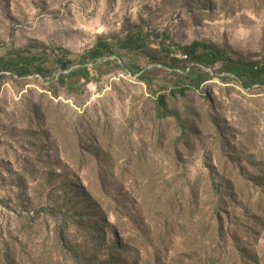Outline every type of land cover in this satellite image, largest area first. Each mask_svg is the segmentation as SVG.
I'll return each mask as SVG.
<instances>
[{
	"label": "rangeland",
	"instance_id": "obj_1",
	"mask_svg": "<svg viewBox=\"0 0 264 264\" xmlns=\"http://www.w3.org/2000/svg\"><path fill=\"white\" fill-rule=\"evenodd\" d=\"M136 28L59 84L61 50ZM194 42L218 60L181 95ZM25 50L48 72L0 81V264H264V84L224 70L264 60V0H0V56Z\"/></svg>",
	"mask_w": 264,
	"mask_h": 264
},
{
	"label": "trees",
	"instance_id": "obj_2",
	"mask_svg": "<svg viewBox=\"0 0 264 264\" xmlns=\"http://www.w3.org/2000/svg\"><path fill=\"white\" fill-rule=\"evenodd\" d=\"M150 37L151 33H144L141 28H136L128 32L124 37L113 40L114 45L106 39H99L90 50L79 57L77 66L66 58L68 52L61 50L64 58L56 61L60 71L57 81H59V84H63L70 78L80 77L85 83H88L92 79L93 67L97 65L99 60H103L105 56L113 52V46L125 51H138L146 45ZM162 46L165 49V45ZM173 47L178 49L182 56L185 57V60L190 63L186 67L180 66V60L171 58V64L168 67L171 75L184 76L188 80L187 85L178 90L181 95L189 90H197L200 85L212 78V75L205 72L200 65L209 66L216 63L218 59L215 47L199 42H194L189 46L173 45ZM166 49H169V47ZM43 58V55L32 54L27 50L6 53L0 56V81L5 77L4 73L24 78L31 73L32 69L41 77H45L48 68L47 62ZM224 70L228 75L239 80L243 88L264 84V60L262 62L246 63L228 62ZM62 72L66 73L63 74ZM156 99L160 110L167 114L166 97L160 95ZM0 204H3V202L0 201Z\"/></svg>",
	"mask_w": 264,
	"mask_h": 264
}]
</instances>
